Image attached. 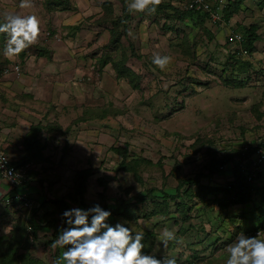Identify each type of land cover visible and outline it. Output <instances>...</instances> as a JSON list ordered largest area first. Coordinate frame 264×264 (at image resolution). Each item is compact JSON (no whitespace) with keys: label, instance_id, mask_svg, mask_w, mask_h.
Wrapping results in <instances>:
<instances>
[{"label":"rangeland","instance_id":"1","mask_svg":"<svg viewBox=\"0 0 264 264\" xmlns=\"http://www.w3.org/2000/svg\"><path fill=\"white\" fill-rule=\"evenodd\" d=\"M187 1L161 0L155 13L132 14L126 10V0H31L27 8H20V0H0V13L35 14L41 20L37 41L23 57L20 53L8 63L19 62L24 69L35 51L34 56H40L36 64L38 72L42 70L40 78L48 77L42 83L32 80V87L27 82L29 89L23 97L18 96L20 84H10L11 91L0 92V151L30 164L28 179L40 188L29 196L33 204L20 199L29 192L25 185L0 196V264H60L56 252L61 258L64 249L52 248V218L62 219V211L51 203L50 209H44L51 229L41 231L40 240H34L28 224L44 196L66 199L73 207L82 203L84 208L99 201L104 204L106 197L115 198L126 204V210L114 223L127 219L143 231L145 251L156 252L155 238L165 228L176 230L182 243L169 242L155 254L158 258L175 256L179 264H225L226 246L239 231L255 235L252 230L264 222L262 180L254 185L252 201L224 207L218 201L221 193L207 194L205 188L223 186L232 178L229 166L233 169L234 164L201 177L202 187L190 180L201 171L207 174L209 161L235 153L243 144L264 142V4L246 0L230 21L210 18L202 23L184 13ZM80 9L84 13L79 24L60 26L64 14ZM251 28L260 35L253 45L255 51L238 53L241 44H229L228 35L244 34ZM112 30H125L115 44ZM56 35L62 45L54 51ZM36 44L53 53L38 54ZM114 45L116 51L110 48L108 56L113 54L117 60L125 56L129 68L143 73L138 87L128 78L113 77L111 65L102 64L101 72L95 70L101 64L95 66L96 58L86 54L90 52L86 48ZM3 46L0 35L2 64L6 59ZM157 52L172 58L164 71L151 63ZM6 88L0 83V90ZM2 94L11 104L3 102ZM109 99L110 115L102 119ZM20 103L36 111L29 125L11 120L16 117L10 113L13 105ZM54 122L58 127L48 130H54L49 136L55 139L46 145L45 138L37 136H45L40 129ZM28 132L31 135L26 136ZM82 169L91 175L80 191L74 177Z\"/></svg>","mask_w":264,"mask_h":264},{"label":"clouds","instance_id":"2","mask_svg":"<svg viewBox=\"0 0 264 264\" xmlns=\"http://www.w3.org/2000/svg\"><path fill=\"white\" fill-rule=\"evenodd\" d=\"M160 3L161 0H126V10L132 14L143 12L152 14L156 12ZM30 6L31 0H20V8ZM215 22H224V19ZM40 31L41 20L35 14H23L17 11L0 13V35L4 40L3 56L9 60L18 57L21 52L37 41ZM231 34L241 36V40L232 43L241 44L243 42L244 38L241 33L232 32ZM128 35L131 36L133 33L129 31ZM244 54L247 53L244 51ZM89 58L94 57L91 55ZM171 59L169 55L157 52L152 55L151 63L164 71ZM107 103H110V99ZM5 160H0V167H3ZM18 164L24 165L25 163L18 162ZM8 175L16 174L9 170ZM20 199L24 203L33 204L26 195H20ZM38 203L36 202L35 205ZM111 216L112 211L105 209L99 203L88 208L65 209L61 213L63 223L59 235L52 243L53 249H64L61 256L63 264H179L175 256L162 255L158 258L155 254L164 249L169 242H175L177 245L182 243L175 229L165 228L157 235L155 238L158 244L156 252L150 249L145 251L148 249L144 243L145 233L137 231L127 219L118 220L115 223L109 222ZM225 251L227 253L225 264H264V236L259 232L249 235L244 231H239L226 246Z\"/></svg>","mask_w":264,"mask_h":264},{"label":"trees","instance_id":"3","mask_svg":"<svg viewBox=\"0 0 264 264\" xmlns=\"http://www.w3.org/2000/svg\"><path fill=\"white\" fill-rule=\"evenodd\" d=\"M59 1L61 2V1H65V0H59ZM245 1L246 0H229V3L225 7L224 13H223L224 21H226V22L230 21V19L237 12V10H239L241 8V6L244 4ZM262 3L264 4V0L260 1V4H262ZM184 13H190V15H192L193 17L199 18V20L202 21V23L205 22V20H210V18H211L207 12L202 11V10L191 9V10H186V12H184ZM123 32H125V30ZM123 32H118L116 30H112L111 33H112L113 37L111 38V40H112L111 42L114 44H115V42H118L120 39V36L123 34ZM242 35H243L244 40L241 43V47L238 48V53L244 54V51H245L248 54H252L255 51V48L253 45H255L256 41L259 40L260 35L257 33L256 28H251L249 30L245 29V32ZM228 37H229V35H228ZM227 42L229 44L232 43L228 38H227ZM110 48L112 50V53H114L116 51V49H115L116 46L114 45V47H109V46L103 47L102 46V47L95 49V50L90 52V54H92V56L94 58H96L95 66H96V64H101V66H102V64H103V66L111 65V66H113V68L115 70V77L117 79L128 78V81L131 84H133L134 87H138V85L140 84L139 80L142 79L143 73L141 71L134 70L132 67H131L132 69L129 68L126 65V61L128 59L125 56L122 60H117L113 56V54L108 56L107 54H109L108 51L110 50ZM35 49L38 52V54H40V55H43V54L50 55L52 52L48 47L41 46L38 44L35 45ZM25 53H26L25 51L21 52L22 57L24 56ZM99 53L101 55H98ZM8 61L9 60L5 59V61L3 62L4 64H2V61L0 60V68L7 66V65H10V63H8ZM103 66L99 69L96 68L95 70H97V71L101 70L102 71ZM8 77L15 79L13 74H10L8 76H4L3 78H8ZM239 85L241 86L242 83H239ZM18 96L21 97V95H18ZM19 97H16V99H20ZM1 99L3 100V102L8 101L9 103H11L10 99L8 97H6L5 95H3V97ZM20 100H22V99H20ZM14 101L17 102L16 100H14ZM107 104H108V106L105 109H103L104 112L101 113L102 119H105L110 115L108 109H110L111 103H107ZM18 105H21V103ZM93 106H90V107H93ZM31 111H32L34 117L37 116L35 114L36 111H33L32 109H31ZM88 112H89V109H88ZM92 112L93 111L90 110V113H92ZM19 113L23 114L24 116H26L28 114L27 111H21ZM2 115H0V120L2 119L1 118ZM91 115H93V114H91ZM86 116H87V119L90 118L89 113ZM50 127H52V128L54 127L56 129L58 127L57 122H54V124H50L48 127L42 126L40 131L46 135L45 136H42V135L37 136L39 138H45L44 143H46V145L48 142L52 143L53 139H55V138H53V136H49V134H51L54 131V130L49 131L48 129ZM45 128L47 130H44ZM45 131L47 133H45ZM54 133H52V134H54ZM27 135H31L30 132H28V134H26V136ZM40 142H41V140H40ZM244 145L245 144H243L241 146V148L238 149L235 153L225 154L224 156H222L220 158H215L213 161H209L208 165H207L208 173L205 174L203 171H201L195 176V178L190 180V182H193V183L197 184L198 186L202 187L203 182L200 181L201 177H203L205 175H209L210 173L214 174V173H219L221 171H225L227 169H222L221 167L228 166L231 163L234 164L233 169L231 166H229L232 178L226 180V183L223 186L222 185L215 186V187L207 186L205 188L207 194L212 193V192H216L217 194L221 193V199L220 200L218 199V201L222 207L230 206L232 204L246 203V202L252 201V199H253V195L255 193L254 192L255 191L254 190L255 184L250 183L248 181L246 171L250 170L251 163L253 160L252 157H253V152H254L255 146H254V144H246V145H250V146L247 149H244V147H243ZM258 146L264 147V142H261L260 144H258ZM114 148L120 154H122L124 152H126L128 154V152L126 150L124 151L121 147H114ZM126 153H124V156H126ZM31 156H33V155H30L29 157H31ZM26 161H29V160H26ZM18 162H20V161H18V160L15 161L14 159L12 160V164L14 166H16L18 164ZM243 166H245V168ZM126 167H127L126 169L130 168V166L128 164ZM263 173H264V168H263V171L258 172L256 174V177H255L256 181H258V180L263 181L262 187L260 188V212H261V215H264V174ZM90 175H91L90 170H86V169H84V170L82 169V170H79L78 172H76L75 177H74V183L80 189V191L84 190L86 180ZM34 181H35L34 179L29 180L28 176L26 174L24 181L21 184H14V188H16L17 186H20V185L26 186V183L28 185ZM40 185L42 188H45L43 181L40 182ZM6 186H8V183L6 184ZM9 186H10V187H8L9 189H11L13 187V185H9ZM176 195L178 197L181 196L179 191L176 192ZM104 201H105L104 204L101 203L100 201L97 203H99L105 209H110L112 211V216H111L112 220L109 218V222L114 223V218L117 219L118 215L124 213V211L126 210V204L119 202L115 198L113 199L111 197H109V198L106 197ZM50 203L55 205L62 212L65 209L73 207L72 204L66 199L51 200V199L47 198L46 196H44V198L40 201L39 206L34 207L32 214L30 216L29 222H28L29 226L32 229V234L34 235L35 241L40 239L41 234H42L41 231L43 232V230H45L47 228L51 229V226L48 225L51 222H48L49 221L48 218L45 219L44 213H43L44 209H50V208H48V204H50ZM93 204H95V203H93ZM78 207L84 208L82 203ZM61 221H62V219L57 217V216H54L52 218V222L54 224L53 240H56L58 235H59L58 227H59V224L61 223ZM258 230L264 231V222L262 224H260L257 228L253 229L252 233L255 234V232ZM56 255H57L56 259H58V261L61 264L62 261H61L60 255L57 252H56Z\"/></svg>","mask_w":264,"mask_h":264},{"label":"built area","instance_id":"4","mask_svg":"<svg viewBox=\"0 0 264 264\" xmlns=\"http://www.w3.org/2000/svg\"><path fill=\"white\" fill-rule=\"evenodd\" d=\"M229 0H190L185 3V10H202L207 12L211 19L214 21H221L223 12L225 7L228 5ZM55 36V34H54ZM56 40L60 41L59 36L56 35ZM228 39L231 42H238L241 40V36L237 34H230ZM23 73L22 66L19 62H13L10 65L4 66L0 68V78L4 76H8L10 74L14 75L15 79H21ZM261 143V142H260ZM258 143V144H260ZM258 144H254V152H253V160L251 163L250 170L246 171L247 179L250 183L256 182L255 177L258 172L263 171L264 168V147L258 146ZM250 145H244V149H247ZM6 159V160H5ZM0 160H5L3 163V167H0V176L6 180L10 185L21 184L24 181L27 168L29 164L14 166L12 164V158L6 155L5 153L0 152ZM227 166L221 167L222 169H226ZM245 168V166H243ZM16 174L14 176H9L8 171ZM26 204H30V202H26ZM259 232L261 235L264 231L258 230L255 234Z\"/></svg>","mask_w":264,"mask_h":264},{"label":"crops","instance_id":"5","mask_svg":"<svg viewBox=\"0 0 264 264\" xmlns=\"http://www.w3.org/2000/svg\"><path fill=\"white\" fill-rule=\"evenodd\" d=\"M63 11V10H62ZM80 12V13H79ZM72 13V14H71ZM81 13L83 14L84 12H82V9H80V11H77V10H74V11H72V12H67V14H71V15H67V14H64V16H63V18H62V20L59 22V24H60V26L61 25H73L74 23H77L78 22V24H79V19H80V17H81ZM55 41V40H54ZM97 43V42H96ZM53 45H54V51L55 50H57V49H59L60 47H61V45H62V43L61 42H59V41H55L54 43H53ZM60 46V47H59ZM97 49V48H96ZM86 50H89L90 52H91V50L90 49H88V48H86ZM95 50V49H94ZM52 51H53V49H52ZM79 51H80V49H79ZM93 51V50H92ZM34 52L35 51H32V53H30L29 55H31L32 57H30V58H28L27 60H26V62L23 64V73H22V77H21V79H12V78H1L0 79V83H3V84H5V86H7V88H6V90L4 89V90H0V92H2L3 93V91H11L10 89H9V87L11 86L10 84H12L13 86L14 85H17V84H20V86L18 85V87H19V90H20V92H19V94L18 95H21V97H23V93L25 92V91H27V89H29V86H30V84H31V81L32 80H34V79H36V80H40V82L42 83L43 82V80L44 81H47L48 80V77L47 76H43V77H41L40 78V72L42 71V70H40V72H38L39 70H37V67H36V64H37V62H38V60L40 61V56H34ZM80 52H82V51H80ZM90 52H87L86 54L88 55V54H90ZM53 52H51V54H52ZM55 53V52H54ZM98 55H101L100 53L98 54ZM91 56V55H90ZM90 56H88V57H90ZM4 57V56H3ZM7 59V58H6ZM8 60V59H7ZM52 60H54V59H52ZM12 63V62H11ZM61 64H62V61H61ZM60 64V65H61ZM29 65H33L32 67L31 66H29ZM41 68V67H40ZM39 68V69H40ZM26 69H28V70H30V72H28ZM60 70V69H59ZM99 74V73H98ZM113 77H115V75H112ZM9 79V80H8ZM50 79V78H49ZM29 80V81H28ZM21 82H22V86H21ZM27 82H28V84H29V86H25L26 84H27ZM4 86V85H3ZM30 87H32V86H30ZM37 91H40V89H38ZM138 91V90H137ZM82 94L84 93V92H81ZM81 93L79 92V95H81ZM85 94V93H84ZM12 95H14V93H12V92H9V96H12ZM86 95V94H85ZM82 96V95H81ZM43 98H48V97H45L44 95L42 96ZM32 98V97H31ZM30 99V98H29ZM108 101V100H107ZM107 101H105V102H107ZM42 103H43V101H41ZM49 102V101H48ZM104 102V103H105ZM49 103H51V102H49ZM103 103V104H104ZM11 104V103H10ZM14 106V108L10 111V113H11V115H13V116H16V117H11V120H13L14 122H23L24 123V125H29V123H30V121H32V118L34 117V115H33V113H32V111H31V108L29 107V106H23L22 105V103H21V105L20 106H15V105H13ZM89 106H93V105H89ZM30 108V109H29ZM41 109V108H40ZM21 111H27L28 112V114L26 115V116H24L23 114H21V113H19V112H21ZM6 113H7V111H6ZM53 113V112H52ZM19 115V116H18ZM55 115V114H54ZM58 118V115H57V117H55L54 119H57ZM6 184H7V180H5V179H3V178H1L0 177V196L1 195H3V194H9V195H11V194H13V191H10L9 190V188L7 189V187H6ZM32 186V187H31ZM9 187V186H8ZM40 187V186H39ZM26 188H28L29 190V192H28V194H23V195H28V197L31 195V194H33V193H39L40 191H38V190H40V188H38L36 185H35V183L33 182L32 184H30V185H27L26 184ZM9 191V192H8ZM14 193H15V191H14ZM50 229V228H49ZM60 231V228L58 227V232ZM42 237H40V239H41ZM39 239V240H40ZM62 261V260H61ZM60 263V262H59ZM61 264H62V262H61Z\"/></svg>","mask_w":264,"mask_h":264}]
</instances>
